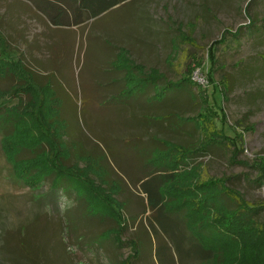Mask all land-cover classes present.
<instances>
[{
  "label": "rangeland",
  "instance_id": "rangeland-1",
  "mask_svg": "<svg viewBox=\"0 0 264 264\" xmlns=\"http://www.w3.org/2000/svg\"><path fill=\"white\" fill-rule=\"evenodd\" d=\"M247 17L263 18L264 0H124L95 19L70 27H54L29 0H0V59L4 62L20 59L43 76L54 73L59 82L56 83L62 102L61 114L70 131L58 140L61 143L58 153L65 166L76 164L74 173L67 176L70 187L55 189L52 181L55 175L59 176L54 173L31 187L15 175L0 142V264H113L133 255L129 240L142 242L149 227L141 211L145 197L139 192V184L134 182L139 165L136 161H125L129 167L122 176L126 186L124 195L117 197L115 189L101 183L102 171L94 162L76 160L77 152L71 151L74 135L85 142L93 141L104 153L105 147H129L125 152L129 158L146 147L141 143L146 144L151 136L193 145L199 135L194 126H200L191 117L207 111L204 104L216 114L211 117L210 130L216 134L222 129L231 137L240 134L237 148L241 147L242 151L236 156L239 162L230 164L231 146L221 145L214 139L207 152L189 159L197 166V181L226 179V185L238 191L246 202L261 208L260 219L264 220V184H256L264 163V34L253 30L261 23L252 29L245 28ZM239 27L243 29L237 38L229 35ZM224 31L228 32L225 42L216 47V85L188 87L184 97L181 89H173L165 96L161 110L167 108L179 115L174 121L175 127L181 126L178 131L167 129V124L146 127L138 123H148V117L143 116L144 121L138 117L151 114L144 101L145 96H152L150 89L143 96L133 93L143 82L138 76H130L129 87L133 91L116 96L124 85L123 74L116 72L112 63L118 49H126L127 58L137 65L157 68L165 79H178L187 68L196 66L195 71L204 77L210 67L208 47ZM222 81L229 82V92L223 93ZM11 84L9 79H0V89ZM33 93L28 90L19 93L20 100L13 93L2 96L0 107L26 108L34 100ZM196 95L203 96L206 102H201ZM154 105L157 107V102ZM53 131L60 133L56 128ZM129 135L141 143L113 141ZM79 144L84 148L93 147L92 143L86 146L81 140ZM40 145L47 149L46 142ZM122 167L118 170L121 173ZM192 167L180 166L177 173L188 172V175L178 177L168 187L173 189L188 183L193 178ZM19 168L26 175L25 164ZM98 190L114 199L111 208L101 201ZM85 199L100 205L89 208L92 204L86 205ZM119 199L128 205L124 216L128 218L132 214L138 219L132 224L128 218V229L120 237L126 245L121 249L113 246L108 234L100 237L114 223L96 217L111 211L123 215L118 209ZM177 204L179 201H173L169 206ZM155 248L153 238L150 244L141 243L139 262L134 264H156Z\"/></svg>",
  "mask_w": 264,
  "mask_h": 264
},
{
  "label": "trees",
  "instance_id": "trees-1",
  "mask_svg": "<svg viewBox=\"0 0 264 264\" xmlns=\"http://www.w3.org/2000/svg\"><path fill=\"white\" fill-rule=\"evenodd\" d=\"M29 1L36 11L41 13L54 27L63 25L70 27L95 19L124 0ZM247 19L248 24L245 25V28L252 29L261 23L259 28L253 30H256L257 34H264V17L260 20L249 17ZM242 29L239 27L229 35L237 38ZM146 30L149 29L146 28ZM227 33L224 31L221 38L214 41L207 50L210 67L205 77L210 86L216 85L214 80L218 71L216 47L224 44ZM5 45L3 46L5 47ZM170 46V54H172V39ZM127 53L126 49L120 48L112 60L115 71L123 74L122 81L124 83L115 95L119 97L123 92L133 91L134 88L129 87L130 78L133 75L138 76L139 80L141 78L143 82L137 85L133 93H141L138 96H143L147 89L152 91V96H145L144 101L151 114H142L138 117L139 120H145L146 118L143 116L148 117V123L142 124L141 121L138 123L146 127L149 124H167L169 130L178 131L179 128L181 129V126H174V121L179 115L167 111V108L161 110V107L164 106L165 96L170 90L181 89L184 97L188 87L200 88L192 80V73L197 66L193 69L187 68L182 77L169 80L165 79L157 68H145L135 64L127 58ZM170 54L168 56H171ZM22 63L20 59L17 62H4L0 59V79L12 81L8 88L0 89V97L5 95L7 97L13 93L15 98L20 100L21 94L19 93L25 92V90L31 94L34 92V100L29 101L26 108L23 106L0 107V142L3 153L8 162L14 166L15 175L27 182L28 186L34 187L42 177L54 173L59 176L57 178L55 175L56 179L52 181L54 188L67 187L69 186L67 178L76 170V164L65 166L62 163L63 158L58 153L61 148V143L58 140L62 136L66 137L70 134L68 125L61 114L62 102L56 83L58 80L54 73L43 76L30 69L26 63H23L24 65ZM222 83L223 93L229 92V82L222 81ZM197 97L201 102H206L205 98H202L203 96L198 95ZM157 99L159 101H155ZM128 102L124 103V107ZM156 102L157 107L154 105ZM176 104L177 102L171 107ZM129 106H131L130 103ZM206 107L207 111L202 112L200 106L201 112L191 117L196 122L198 121L200 126V128L194 126L199 135L196 144L193 145L186 146L154 136H151L150 141L146 144L139 142L137 137L132 135H129V138H125L126 136L114 138L113 141L116 140V143L119 144L126 141V144L136 142L138 145L139 142L146 145V147L140 148L136 156L133 155L129 158L125 153L129 147H105L106 153H104L93 141L85 142L81 138L77 139L74 135L75 140L71 144V151L77 152L76 160L94 162L96 167L102 171L101 183L115 189L117 197L124 195L126 179H123V175L127 174V170H129L125 161H136L139 165L138 176L135 177L134 182L139 184V192L145 197V204L142 203L141 211L148 220L149 227L147 229L151 230L146 229L142 242L129 240L133 255L119 262H113V264H134L137 260L139 262L141 243L148 242L150 244L152 238L156 242L154 253L156 264H264V220L260 219L261 208L246 202L238 191L226 185V179L211 178L198 182L197 175H195L197 166L189 160L195 155L207 152L215 139L221 145L227 143L231 146L230 164L239 162L236 156L239 151H242V148H237V142L241 135L235 133L233 137L227 136L222 129L214 134L213 130H210L213 120L211 117L216 114L208 105L204 104L205 109ZM159 111L162 113H158ZM220 111L222 120H225V114L221 108ZM152 112L156 114L152 115ZM188 119L190 120V117ZM186 124L188 123L186 122ZM55 128L60 133L54 132ZM53 140L55 141L53 142ZM80 140L86 146L94 143L93 147H81ZM43 142H46L47 149L40 145ZM149 145L151 147H148ZM107 155L110 157V161ZM23 164L27 168L26 175L19 168ZM122 164L124 168L121 166ZM182 165L194 166L190 169L191 173L193 172V178L190 177L189 182L183 183V186H175L173 189L168 187L169 184L175 183L178 177L188 175V172L177 173V169ZM121 167L123 173L118 171ZM261 167L263 172L256 180V184L262 186L264 184L263 162ZM89 184L91 185V183ZM98 196L101 197L105 206L111 208L110 204L114 199L100 190H98ZM169 198L170 200H168ZM84 201L86 205L91 206L92 200L85 199ZM117 201L118 209L123 212V215L119 211L116 213L111 211L106 214L99 213L96 217L107 218L114 223V226L102 232L100 237L108 234V238L112 239L113 246L121 249L126 245V242H121L120 237L128 229V218L131 219L132 224L136 223L138 219L136 215L132 214L126 218L124 211L128 208L127 203L122 199ZM173 201H179V204L170 207L169 203ZM94 205L100 204L94 202L91 207H88L93 208ZM103 241H107V239H103Z\"/></svg>",
  "mask_w": 264,
  "mask_h": 264
},
{
  "label": "built area",
  "instance_id": "built-area-1",
  "mask_svg": "<svg viewBox=\"0 0 264 264\" xmlns=\"http://www.w3.org/2000/svg\"><path fill=\"white\" fill-rule=\"evenodd\" d=\"M195 70H196V69H195ZM195 70H194L193 73H192V80H193L195 83H197L201 88H204L203 86H205V84L208 85L207 80H206V77H205V75H204V77L201 76V74L198 73V72L195 71Z\"/></svg>",
  "mask_w": 264,
  "mask_h": 264
},
{
  "label": "crops",
  "instance_id": "crops-1",
  "mask_svg": "<svg viewBox=\"0 0 264 264\" xmlns=\"http://www.w3.org/2000/svg\"><path fill=\"white\" fill-rule=\"evenodd\" d=\"M136 176H138V172H137ZM136 176H135V177H136Z\"/></svg>",
  "mask_w": 264,
  "mask_h": 264
}]
</instances>
